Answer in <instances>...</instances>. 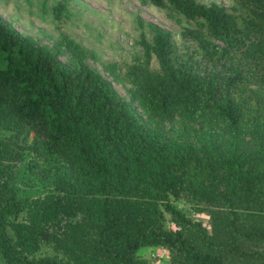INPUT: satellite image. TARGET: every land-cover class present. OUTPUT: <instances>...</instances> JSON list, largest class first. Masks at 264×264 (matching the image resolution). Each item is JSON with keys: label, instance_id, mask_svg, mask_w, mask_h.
<instances>
[{"label": "trees", "instance_id": "obj_1", "mask_svg": "<svg viewBox=\"0 0 264 264\" xmlns=\"http://www.w3.org/2000/svg\"><path fill=\"white\" fill-rule=\"evenodd\" d=\"M149 2L190 23L195 49L136 18L142 59L104 65L129 100L94 51L0 17V264H153L137 252L155 246L168 264H264V0Z\"/></svg>", "mask_w": 264, "mask_h": 264}, {"label": "rangeland", "instance_id": "obj_2", "mask_svg": "<svg viewBox=\"0 0 264 264\" xmlns=\"http://www.w3.org/2000/svg\"><path fill=\"white\" fill-rule=\"evenodd\" d=\"M195 1L205 5L214 2L226 9L233 5L232 0ZM58 2H64V11L55 16L52 8ZM0 17L19 33L31 36L39 44L52 47L58 35L63 34L84 48L94 51L98 59L87 57L84 62L107 79L125 100H129L128 89L131 84L122 75H119L117 80L113 79L105 71L104 65L115 63L121 72L127 64L142 59V48L137 41L141 33L148 41L150 33L145 26L137 24L136 18L169 31L176 53L180 57H185L195 49L191 41H185L179 34L180 30L190 23L171 12L168 7L153 6L149 0H0ZM195 55L194 52L193 57ZM58 58L67 63L66 55L61 54ZM146 67L148 70H157L156 60L151 57ZM132 104L146 125L162 133L169 130L170 124L167 122L154 120L149 123L135 103ZM172 134L177 136L176 132ZM174 203L187 215L209 228L206 215L191 212L181 201ZM163 224L165 228H175L168 221L166 214ZM137 254L150 259L153 264H168V253L163 246L141 248Z\"/></svg>", "mask_w": 264, "mask_h": 264}]
</instances>
